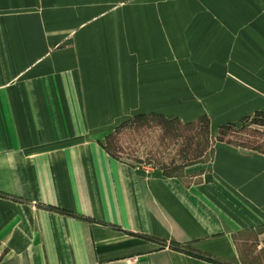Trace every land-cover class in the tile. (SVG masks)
<instances>
[{
  "label": "crops",
  "instance_id": "0c3cea01",
  "mask_svg": "<svg viewBox=\"0 0 264 264\" xmlns=\"http://www.w3.org/2000/svg\"><path fill=\"white\" fill-rule=\"evenodd\" d=\"M259 113L264 0H0V264H264V151L167 175L104 148Z\"/></svg>",
  "mask_w": 264,
  "mask_h": 264
},
{
  "label": "rangeland",
  "instance_id": "374dc122",
  "mask_svg": "<svg viewBox=\"0 0 264 264\" xmlns=\"http://www.w3.org/2000/svg\"><path fill=\"white\" fill-rule=\"evenodd\" d=\"M262 123L264 117L254 116L211 132L210 121L166 124L161 118L151 117L124 123L112 141L106 139L104 143L114 157L135 168L179 175L190 165L209 161L216 141L264 151Z\"/></svg>",
  "mask_w": 264,
  "mask_h": 264
},
{
  "label": "trees",
  "instance_id": "16d2710c",
  "mask_svg": "<svg viewBox=\"0 0 264 264\" xmlns=\"http://www.w3.org/2000/svg\"><path fill=\"white\" fill-rule=\"evenodd\" d=\"M257 117H264V113H259V114H256ZM147 118L149 117H135L132 121L128 122L129 124H133L135 122H138V121H142V120H146ZM152 118H161L163 120V122H165L166 124H172V123H177V122H181L180 120H169L163 116H154ZM202 121H206V122H209V119H207L206 117H203L199 120V122H202ZM128 123H125L124 125H128ZM124 125L120 126L119 128L116 129L115 133L110 135L108 138H107V141H112V138L116 135V133H118L121 129V127H123ZM233 124H230L229 126H232ZM262 125H264V123H262ZM104 148L111 154V152L109 151V149L104 146ZM112 155V154H111ZM113 156V155H112ZM174 248L177 249V250H181V247L178 246V245H174Z\"/></svg>",
  "mask_w": 264,
  "mask_h": 264
}]
</instances>
